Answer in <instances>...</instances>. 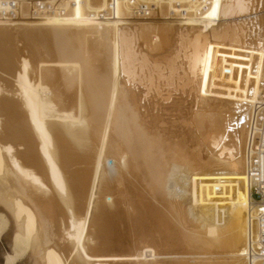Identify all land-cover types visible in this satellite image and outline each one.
<instances>
[{
    "label": "bare ground",
    "instance_id": "6f19581e",
    "mask_svg": "<svg viewBox=\"0 0 264 264\" xmlns=\"http://www.w3.org/2000/svg\"><path fill=\"white\" fill-rule=\"evenodd\" d=\"M137 1L109 8V0H48L49 10L20 4L15 17L0 19V41L21 31L23 40V30L46 39L59 76L52 81L43 51L45 61H36V51L32 66L29 54L15 69L10 51L0 49L1 71L17 87V99L0 106L10 120L0 124V202L7 209L0 216L12 239L3 264L29 248L22 264H257L259 204L249 196L246 138L252 111L264 100V0H208L199 14V0H182L181 7L152 0L148 16L135 12ZM68 161L78 164V193L67 190L60 168ZM79 193L84 218L69 209ZM210 193L241 214L244 246L239 216L210 212ZM56 210L68 211V222L59 215L69 228L61 229L66 245L58 249H68L69 260L51 245ZM89 212L98 235L111 237L124 225L149 237L131 253H99L97 241L94 252L84 236Z\"/></svg>",
    "mask_w": 264,
    "mask_h": 264
},
{
    "label": "rangeland",
    "instance_id": "374dc122",
    "mask_svg": "<svg viewBox=\"0 0 264 264\" xmlns=\"http://www.w3.org/2000/svg\"><path fill=\"white\" fill-rule=\"evenodd\" d=\"M17 20H18V19H15V20L13 19V21H17ZM11 27H18V26L16 25V26H11ZM28 31H29V33H28ZM28 31L23 30V34H24V35H23V40L21 39V38H22V31H21L20 34H19V32H18V33L16 32V35H15V33H13L12 38L7 40L8 42H6V41H4V40L0 41V45H1V46H0V49H1V48H4V49H6L8 52L10 51L9 54H10V56H11V57H10V58H11V62H12L11 64H13V66H14V67L12 66V68H15V69L19 68V66H20V62H19V64H17L16 60H17V61H19V60L21 61V59L24 58V56H25V58H26V56H27V58H28L29 54H31V53L35 55V54L38 52V54L35 55L36 57H38L37 60H36V61L38 62V61L40 60V59H39V56L41 57V52H42V51H43V52H42V55H43V56L46 55V56H45V59H46V58H51V59H48V61H46V63H47V62L51 63L52 61L55 62L54 59L56 58V55H55L54 49H53V47H51V48L53 49V52H52L51 49L49 48L51 44H50L49 42H46V39H43V40H45V41H42V42H40V41L38 42V39H37V38L34 40L32 37H34L35 35H34V36H33V35L31 36V34H32L31 32H32V31H31V32H30V30H28ZM27 33H28V34H27ZM18 34H19V35H18ZM25 34H26V35H25ZM17 35H18V36H17ZM20 35H21V38H20ZM27 35H28V37L30 36L31 38L29 39L28 37H26ZM41 35H42V34H41ZM14 36H16V37H14ZM13 37H14V38H13ZM26 38H27L28 40H27ZM34 38H35V37H34ZM24 39L26 40L27 44H28V42L30 43V41H31V44H32V45L30 44V47H31V48L28 46L29 44H28L27 47H26V42L24 41ZM32 39L35 41V43H34V41H33ZM10 40H11V41H10ZM29 40H30V41H29ZM36 40H37V44H36ZM1 42L3 43V46H2V43H1ZM43 42H44V43H43ZM45 42H46V43H45ZM24 43H25V44H24ZM42 43H43V45H41ZM44 44H46L45 46H46V47L48 46V47L45 48ZM33 45H34V46H33ZM38 45H39V46H38ZM11 46H12V47H11ZM23 46H25V47H23ZM34 47H35V48H34ZM36 47H37V49H36ZM42 47H43L44 50L41 49ZM24 48H29V49H26L25 51H23ZM38 48H39V49H38ZM48 48H49V51H51V52L48 51ZM34 49H35V51H32V50H34ZM40 49H41V50H40ZM20 50H21V52H20ZM29 50H30V51H29ZM39 50H40V51H39ZM22 51H23V52H22ZM26 51H27L28 53H26ZM36 51H37V52H36ZM44 51H45V52L47 51L48 53H44ZM39 52H40V54H39ZM16 53H17V55H16ZM23 53H24L25 55H24ZM52 53H54V54L51 55ZM21 54H22V57H21ZM26 54H28V55H26ZM32 54L30 55L31 58H30V56H29V60L31 61V62H30V63H31V66H32L33 61H35L34 59H36V57L33 56ZM13 55H14V57H15V56H18V55H19V56L14 58ZM38 55H39V56H38ZM48 55H49V57H47ZM54 56H55V58H54ZM20 57H21V58H20ZM52 57H53V59H52ZM42 58H43V57H41V60H42ZM45 59H43L42 61H45ZM56 60H57V58H56ZM36 61H35V62H36ZM51 64L53 65V69H52V70H54V73H55V77H53L54 79L52 78V79H53L52 81H55V80H58V81H59V76H56V73H57V68H56V67H57V66H55V65H57V64H55V63H54V64L51 63ZM18 65H19V66H18ZM34 65H35V64H34ZM16 66H18V67H16ZM58 67H59V66H58ZM10 68H11V67H10ZM12 68L10 69V71H11L12 73H15V71L18 72L19 69H20V68H19L18 70H14V72H13V69H12ZM51 68H52V66H51ZM55 68H56V69H55ZM1 70H3V69L0 68V76H1V78L3 77V80L0 79V91H1L0 94H1V93H3V94L0 95V100H2V98L7 97V100H5L6 98L3 99V100H4V103H3V101L0 102V106H3L4 104H6L5 102H7L8 99H9V101H11L12 98L15 99L14 97L17 96V95H16V91H15V89H16L17 87H15L16 85H13V84H15V83H13V81H12L13 78H10L11 75L6 76V75H5V72H4V71H1ZM55 71H56V72H55ZM1 72H2V73H1ZM57 75H58V73H57ZM57 77H58V79H55V78H57ZM1 80H2V82H1ZM3 81H4L5 83H4ZM58 81H57V82H58ZM6 82H7V83L10 82V83H12V84L9 83V86H8V84H7ZM3 83H4V84H3ZM1 84H2V85H1ZM5 84H6V86H7L8 88H9L10 85H11V88H9V89H10V90H13V91H15V92H14V93H10V92H12V91L8 90V88H7V90H6V87H4ZM51 85H52V84H51ZM56 85H57V84H56ZM56 85H55V86H56ZM2 87H4V90L2 89ZM12 87H15V89L12 88ZM60 87H61V89L63 88L62 86H60ZM52 88H54V86H53V87L51 86V90H52ZM49 89H50V85H49ZM54 89H56V88H54ZM3 91H4V92H3ZM7 91H8L9 93H8ZM177 93H178V92H177ZM4 94H5V97H4ZM6 94H7V95H6ZM11 94H12V95L14 94V96H12ZM1 96H2V97H1ZM10 96L12 97L11 99H10ZM64 97H65L64 99H66V98H67V95L64 96ZM173 97H178V94H177L176 96H173ZM178 98H179V97H178ZM16 99H17V98H16ZM16 99H15V100H16ZM186 101H187V100H186ZM186 101H183V102L186 103ZM1 103H2V104H1ZM185 103H184V104H185ZM4 106H5V105H4ZM179 107H180V106H179ZM2 109H3V107H0V124H1L2 121L5 123L7 120H9V117L7 116V115H8V112H7L6 108L4 107L3 111H2ZM4 110H5V112L7 113V115H6V113H4ZM153 112H154V111H153ZM1 116H2L3 119L1 118ZM5 116H6V117H5ZM5 118H7V119H5ZM1 119H2V120H1ZM4 119H5L6 121H4ZM9 122H10V120H9ZM7 123H8V121L6 122V124H7ZM6 124H4V125L1 124V125H2L3 127H4V126L7 127L8 125H10V123H8V125H6ZM1 125H0V126H1ZM3 127H0V129H1V128H2V129L6 128V127H4V128H3ZM2 129H1V131H2ZM172 129L174 130V129H176V128H175L174 126L169 127V130H172ZM244 142H245V140H244ZM243 148H244V146H243ZM242 157H243V156H242ZM68 162H69V166H67V165H68ZM68 162H66L67 165H66L65 163H62V165H64V166H61L60 168H61V171H62L63 176H64V178H65L66 184H68V186H67V190H68V187H69V188L71 187V188L69 189V191H70V192H74V190H73L72 188L75 189V187L78 186V185H77V181H76V179H75V178H76V174H75V173H76V169H78V166H77L78 164H77V163H74V162H72V161H68ZM70 163H73V164L71 165ZM73 165H74V166H73ZM66 166H67V167H66ZM71 166H72V167H71ZM206 168L208 169V167H206ZM206 168L204 167L203 170H206ZM62 169H63V170H62ZM90 169L92 170L91 167H90ZM35 170H36V169H35ZM35 170H34V171H35ZM74 170H75V171H74ZM39 171H40V170H39ZM39 171H35V172H36L38 175H40L39 173H41V172H39ZM69 171H71L72 173L74 172V173L71 174ZM65 173H66V174H65ZM70 174H71V175H75V176H74V179L71 178V177H73V176L70 177ZM42 175H43V174L41 173V176H42ZM41 176H39L41 179H43V178L45 177L44 175L42 176L43 178H42ZM0 177H3L2 172H0ZM68 177H69V178H68ZM14 178H15V177H14ZM67 178H68V179H67ZM45 180H46V184H47V179H46V177L44 178L43 181H45ZM67 180H68V181H67ZM71 180H72L73 185H72V183H71ZM74 180H75V181H74ZM73 181H74V182H73ZM74 183H75V184H74ZM47 185H48V184H47ZM74 185H75V186H74ZM77 188H78V187H77ZM77 188H76L75 192L78 190ZM180 188H182V190H184L183 187H180ZM71 189H72V190H71ZM177 189H179V188L177 187ZM175 190H176V189H175ZM9 192H10L9 194L12 193V191H9ZM75 192H74V193H75ZM111 192H112V191H111ZM184 192H185V191H184ZM76 193H78V192H76ZM114 193H115V192H112V193L109 194V197L111 198V201L114 199V198H112V197H113V196L115 197V194H114ZM187 193H188V192H187ZM187 193H186V194H187ZM79 194H80V195H79ZM79 194H76V195L78 196V197H76V200H77L78 202H77L75 199H73L76 195H73V198L71 197V200L73 199L72 201H73V202L75 201V203H73L72 201H70L72 204L69 203V205H70L69 209L72 211V208H71V207L73 206V210H74V211H72V212L75 213L76 215H77L78 213H81L82 210H84V211H82V213L84 212V215H85V210H86V205H85V204H86V199L84 200L85 197L83 198L82 195H81V193H79ZM113 194H114V195H113ZM186 194H184V199H186V197L188 196V194H187V196H186ZM20 195H21V196H20ZM110 195H111V196L113 195V196L111 197ZM210 195H211V196H210ZM210 195H209V198L211 197V198L213 199V200H212L213 202H212V201L210 202L211 205L208 206V208L211 207V206H214V207H215V205H216L215 208H218V209H219V210H218V209H215V208L213 209V207H211V209L209 208L210 212H213L214 210H216L215 212L220 213V214H221V217H224V216L227 217V216H229L228 218H233V219H236V218H238V216H239L238 219H240V220H236V221L234 220V222H236V223L239 222V223H238V226H239L240 221L242 220V216H241V214L239 215V214L230 213L229 210H228V208H227V204H226V203H222L223 207H221V208H222V209H223L224 207H225V208H224L223 210H220L221 208H220L219 206H222V205H221V203L219 204L218 200H216V199H217V196H216L217 194H214V193L211 194V193H210ZM12 196H13V195H12ZM19 196H20V198L22 197L23 199H22V198H21V199L24 200L27 204H29V203H30L29 205H32V204H33L32 202L28 201V199H25V198H27V197H25V196H26L25 194H19ZM23 196H24L25 198H24ZM80 196H81L83 199H82ZM83 196H84V195H83ZM99 196H101V195H100V193H98V192H97V193L95 194V196H94V197H95V204H97V205H99L100 202H102V200H101V198H100ZM185 196H186V197H185ZM79 197H80L82 200L80 199V201H79ZM106 197H107V196H106ZM109 197L107 198V200H104V201H105V202H108V203L111 202L110 199H109ZM214 197H215V199H214ZM99 198H100V199H99ZM187 198H188V197H187ZM104 199H105V198H104ZM26 200H27V201H26ZM83 201L85 202L84 205H82V202H83ZM28 202H29V203H28ZM84 202H83V203H84ZM214 202H215V204H213ZM216 202H217V203H216ZM2 204H3V203L0 202V213L2 212V214L6 215V214H7V212H6L7 209H6V208L4 207V205H2ZM212 204H213V205H212ZM224 204H225V205H224ZM97 205H96V206H97ZM81 206H82V207H81ZM83 206H84L85 208H84ZM96 206H94V208L91 209V211H90L91 213L93 212V210L96 209V208H95ZM30 207L33 208V206H30ZM1 208H2V209H1ZM3 208H5V209H3ZM82 208H84V209H82ZM33 209H34V208H33ZM57 210H58V209H57ZM57 210H56V211H57ZM75 210L80 211V212H76ZM203 210H204V209H203ZM203 210H202V211H203ZM217 210H218V211H217ZM225 210L227 211V213H226ZM4 211H5V213H4ZM8 211H9V210H8ZM202 211H201V212H202ZM59 212H60V213H59ZM59 212L57 211V212H55V214L52 215V216L54 217L53 219L56 218L55 220L52 221V216H51V218H50L51 224L54 226L53 237H52V241H51L52 243H51V245H52L53 243H56L57 246H55V244H53V247L55 246L54 248H57V249L60 248V247L62 248L63 246L66 245V244H64V243H66V239H65V237L62 236V235H63V234H62V233H63V232H62L63 230L61 231V229H63V226H64V231L67 230L66 228H69V224L67 223L68 221H67V219H66V218H67V215H66V214H68V211H66V213L64 212L65 214H64L62 211H60V210H59ZM61 212L64 214L63 217H65V219H66V221H67L66 224H67L68 226L65 224V222H62V221H61V219L63 218V217H62L63 214H62ZM90 212H89V213H90ZM201 212H199V213H201ZM210 212H208V213H210ZM57 213H58V215H57ZM89 213H88V215H89ZM91 213H90V215L94 214V213H92V214H91ZM228 213H229L230 215H229ZM8 214H10V213H8ZM60 214H62V215H61L62 218L59 216ZM222 214H224V215H222ZM55 215H56V216H55ZM78 215H81V216H83V218H84V215H83V214H78ZM88 215H87V216H88ZM233 215H234V216H233ZM231 216H233V217H231ZM59 217H60V218H59ZM85 217H86V215H85ZM89 217H90V220H89V222H88ZM89 217H87V219H86L88 223H86V221H85V223L87 224V226H86V231H85V233H84V236H85V237H88V245L91 246V247H90V246H88V247H89V249L91 248L92 251H94V252H95L96 245H97L96 250H97L99 253H101L102 249H104V250L106 251V252L103 251L102 253H109L110 251H111L110 253H114V252L119 251L120 248H121V249L123 248V250H120L119 252H125V253L127 252V253H128V252H129L128 250H130L131 252H133L131 248L134 249V248H136L137 246H140V243H141V242H140V241H141L140 239L144 238L142 235L136 234V233L134 232L133 229H131V230H130V229H127V230H126V228L124 227V225L121 226V227H123V228H121V227L119 226V227H120V231H121L122 233H119V234H118V232H120L119 229H117V228H119L118 226L115 227L114 229H112V231H110V232L115 233V234L117 233V234H118V237H117V235H115V234H114L115 237H114V235L111 234V237H112V238H111L110 236H108V237H106V236H101L102 234L98 235V234L100 233V229H99V231H98V225H95V224L92 223L93 220L91 221V219L93 218V215H92V216H89ZM57 218H59V220H58ZM56 220H58V222H57ZM63 220H64V218H63ZM55 221H56V222H55ZM59 221H60L61 223H59ZM56 223H57V224H56ZM63 223H64V224H63ZM58 224H59V225L61 224L62 228H61V227L58 228V227H59ZM92 224H93V225H92ZM242 224H243V223H241V226H242V227L239 226V229L236 230V232L238 231V233H239V236H240V244H242V246H244V240H243V239H244V237H243V232H244V231H243V225H242ZM56 225H58V226L56 227ZM65 225H66L67 227H66ZM89 225H90V226H89ZM94 225H95V226H94ZM9 226H10V223L7 222V224H4L3 219H2L1 216H0V264H3L4 257H5V255H6L7 253H10V254L12 253V239H11V237L7 236V233L9 232V229H10ZM87 227H88V228H87ZM241 228H242V229H241ZM95 229H96V230H95ZM123 229H125V231H127V232L124 233V232H123V231H124ZM117 230H118V231H117ZM122 230H123V231H122ZM239 230H240V231H239ZM54 231H55V232H54ZM56 231H57V232H56ZM59 231H60V232H59ZM87 231H88V232H87ZM95 231H96V232H95ZM115 231H116V232H115ZM97 232H99V233L97 234ZM131 232H132V233H131ZM59 233H60V234H59ZM86 233H87V234L90 233V236H87ZM92 233H94V235H93ZM129 233H130V234H129ZM57 234H58V235H57ZM61 234H62V235H61ZM122 234H123V235L125 234L124 237H123V236H122V237L119 236V235H122ZM54 235H55V236H54ZM92 235H93V236H92ZM96 235H98V237H97ZM61 236H62V238H64V240H63V239H62V240L60 239ZM99 236H100V237H99ZM125 236H126V237H125ZM137 236H138V237H137ZM55 237H57V238H55ZM58 237H59V238H58ZM90 237H91V238H90ZM95 237H96V238H95ZM104 237H105V238H104ZM109 237H110V238H109ZM119 237H121L120 240H123V238H124V240L122 241V242H124V243H122L121 241L118 240ZM140 237H141V238H140ZM145 237L148 239L149 236H145ZM241 237H242V239H241ZM113 238H115V240H116L117 243H114L115 240H114ZM117 238H118V239H117ZM146 238H144V239H146ZM99 239H100V241H98ZM54 240H56V241L53 242ZM58 240H61V242H63V241H64V242L60 244V243H58V242H59ZM101 240H102V241H101ZM113 240H114V241H113ZM117 240L121 243L122 246H121V245H117V247H116V244H120ZM96 241H97L98 243H97ZM106 241H107V243H106ZM90 242H91V243H90ZM102 242H105V243H102ZM111 242H112V244H110ZM93 243H94V245H95L96 243H97V244L94 246ZM62 244H64V245H62ZM104 244H106V245H104ZM113 244H114V245H113ZM141 244H142V243H141ZM98 245H99V247H98ZM102 245H103V246H102ZM58 246H59V247H58ZM104 246L107 247V248H104ZM109 246H110V247H109ZM112 246H113V247H116V248H113ZM94 247H95V248H94ZM101 247H102V249H101V251H99V248H101ZM119 247H120V248H119ZM155 247H156V246H155ZM155 247H154V248H155ZM64 248H65V247H64ZM108 248L111 249V250L108 251ZM117 248H118V249H117ZM126 248H127V249H126ZM57 249H56V250H57ZM91 249H90V250H91ZM93 249H94V250H93ZM115 249H116V250H115ZM124 249H126V251H124ZM155 249H156L157 252H158L159 248L156 247ZM60 250H61V251H60ZM60 250L58 249V251H60L61 253H64V254L67 253V260H69V259H70V258H69L70 256H69L68 254H70V251H69L68 249H67V252H66L65 249H64V250H63V249H60ZM62 250H63V251H62ZM112 250H113V251H112ZM134 250H135V249H134ZM160 250H161V249H160ZM160 250H159V251H160ZM183 250H184V249L179 250V252H185V250H184V251H183ZM27 251H29V253H30V248H29ZM27 251L24 252V253H22L23 255H22V254L19 255V256L17 257V260H16L17 262H15L14 264H22V262L26 261V259H27V257H28V254H29ZM64 251H65V252H64ZM68 251H69V252H68ZM97 251H96V253H98ZM167 251H168V250H167ZM188 251L191 252L190 250H188ZM131 252H129V253H131ZM177 252H178V250H177ZM27 253H28V254H27ZM186 253H187V250H186ZM65 255H66V254H65ZM178 256H179V255H178ZM186 256L188 257V254H187ZM189 256H190V255H189ZM187 257H186V258H187ZM190 257H192V255H191ZM18 258H19V259H18ZM20 258H21V259H20ZM188 258H189V257H188ZM175 259H176V258H175ZM178 259H179V258H178ZM180 259H182V258L180 257ZM183 259H184V258H183ZM190 259H191V258H190Z\"/></svg>",
    "mask_w": 264,
    "mask_h": 264
},
{
    "label": "built area",
    "instance_id": "2783aa9c",
    "mask_svg": "<svg viewBox=\"0 0 264 264\" xmlns=\"http://www.w3.org/2000/svg\"><path fill=\"white\" fill-rule=\"evenodd\" d=\"M134 0H128L132 3ZM175 5L181 7L182 0H172ZM208 0H199L195 10L201 13L207 6ZM20 4L28 5L33 11H45L50 9L48 0H0V19L15 17ZM116 0H109V8H113ZM136 13L139 16H148L154 3L152 0H138ZM264 83V78L261 80ZM246 164L249 177L250 198L259 204V212L256 218L258 237L257 264H264V100L256 105L252 111L248 124L246 138ZM258 234V235H257Z\"/></svg>",
    "mask_w": 264,
    "mask_h": 264
}]
</instances>
